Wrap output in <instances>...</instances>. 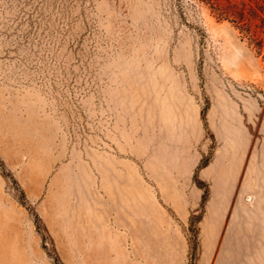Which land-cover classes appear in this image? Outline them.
<instances>
[{
    "label": "rangeland",
    "instance_id": "obj_1",
    "mask_svg": "<svg viewBox=\"0 0 264 264\" xmlns=\"http://www.w3.org/2000/svg\"><path fill=\"white\" fill-rule=\"evenodd\" d=\"M0 264H264V0H0Z\"/></svg>",
    "mask_w": 264,
    "mask_h": 264
},
{
    "label": "trees",
    "instance_id": "obj_2",
    "mask_svg": "<svg viewBox=\"0 0 264 264\" xmlns=\"http://www.w3.org/2000/svg\"><path fill=\"white\" fill-rule=\"evenodd\" d=\"M202 1H206V2H208V3H211V0H202Z\"/></svg>",
    "mask_w": 264,
    "mask_h": 264
}]
</instances>
